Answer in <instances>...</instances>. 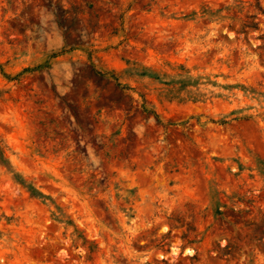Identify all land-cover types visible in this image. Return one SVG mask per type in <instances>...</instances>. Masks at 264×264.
<instances>
[{"label":"rangeland","instance_id":"1","mask_svg":"<svg viewBox=\"0 0 264 264\" xmlns=\"http://www.w3.org/2000/svg\"><path fill=\"white\" fill-rule=\"evenodd\" d=\"M0 264H264V0H0Z\"/></svg>","mask_w":264,"mask_h":264}]
</instances>
